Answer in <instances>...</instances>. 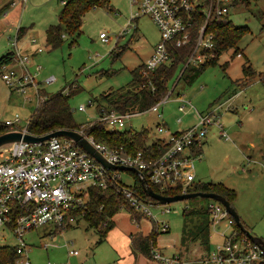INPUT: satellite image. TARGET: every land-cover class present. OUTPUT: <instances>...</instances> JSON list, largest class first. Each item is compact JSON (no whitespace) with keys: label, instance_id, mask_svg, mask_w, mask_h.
I'll list each match as a JSON object with an SVG mask.
<instances>
[{"label":"rangeland","instance_id":"1","mask_svg":"<svg viewBox=\"0 0 264 264\" xmlns=\"http://www.w3.org/2000/svg\"><path fill=\"white\" fill-rule=\"evenodd\" d=\"M10 1L0 0V9ZM108 2L112 9L94 7L86 12L79 32L74 35H69L62 27V44L55 49L45 45V31L49 25L58 24V13L63 6L61 0H28L19 10L8 7L5 10L7 19L0 14V55L14 52L12 41L18 23L26 29L19 37V48L28 49L30 54L33 38L42 46L41 52L29 56L26 65L36 87L28 86L25 92H15L0 77V123L18 118L14 127H6L8 131L26 127L38 103L36 88L42 96L43 92L50 94L63 89L66 93L77 86L68 103L75 123L80 126L78 130L97 122L96 106H106L102 94L121 87L132 89L130 71L151 56L160 34L147 16L134 22L135 31L129 27L133 10L129 0ZM236 2L238 6H231L227 16L235 26L249 28L237 44L238 53L234 54V48L222 51L216 64L208 66L191 84L183 79L175 84V78L172 79L167 96L157 108L126 117L122 130H146L147 141H151L188 128L196 122L199 112L227 100L231 105L221 111L220 118L225 135L220 136L214 126L208 127L202 153L195 163L196 181L221 182L233 189L236 197L232 205L237 214L246 228L264 241V0ZM100 34L106 36L107 42L100 39ZM8 66L16 68V60ZM247 66L251 67L253 75L244 80L243 67ZM51 77L53 80L48 81ZM180 100L191 104L183 112L177 110ZM81 105L86 106L84 110H78ZM158 123L166 124L161 132L156 130ZM8 148L9 144L0 149V159L6 156ZM120 180L131 184L132 176L121 172ZM206 204L204 198L158 204L151 207L153 219L140 218L138 221L132 220L122 208L113 217L114 227L101 244L97 243L96 231L82 218L51 234H48L47 225L39 227L25 233L23 239L28 245L31 264H152L153 259L134 255L126 240L130 233L150 234L153 220L157 251L164 256L176 255L183 264H200L222 243L220 232L231 230L224 222L210 224L208 242L203 243L199 238L185 240L183 226L192 232L203 217L184 218L182 210L185 206L198 208ZM164 209L168 211L161 213ZM163 225L168 231H163ZM15 241L11 233L0 232V246L13 245ZM68 250H76L78 254L68 256Z\"/></svg>","mask_w":264,"mask_h":264},{"label":"built area","instance_id":"2","mask_svg":"<svg viewBox=\"0 0 264 264\" xmlns=\"http://www.w3.org/2000/svg\"><path fill=\"white\" fill-rule=\"evenodd\" d=\"M27 1L11 0L9 9L21 8ZM66 1L61 0L62 4ZM206 1L129 0L133 9L130 13L129 27L135 31L137 27L133 25L134 22L141 16H147L160 34V40L154 46L151 56L143 63V72L144 70L153 71L159 65L170 62L168 45L181 48L190 44V27L194 14L197 13L203 16L204 21L196 31L194 45L185 61L184 68L203 63L213 56V53L208 52L215 46L214 34L206 29L208 20L213 15L221 17L228 15L232 0H210L209 4ZM6 14L7 11L2 15ZM18 27L16 25V34L12 41L14 52L11 61L16 60V68H10L8 64L0 65V77L9 88H12V91L25 92L26 87H36V83L26 68L31 54L24 53L18 45ZM100 39L107 42L104 34H100ZM30 43L36 46L37 52L42 51V46L37 44L34 38ZM52 80V77L48 79V81ZM38 91L36 88L37 105L42 100ZM91 103L89 101L88 104ZM157 104L150 109L155 110ZM190 105L189 101L180 100L177 110L183 112ZM230 105L227 100L217 103L212 109L199 112L196 122L188 128L156 137L163 139L166 147L155 158H145L142 151L130 154L123 152L122 149L110 148L86 134L82 130L84 126L77 131L81 132L108 162L142 172L151 188H157L158 191L153 189L156 193L172 196L167 195L166 192L176 189L179 190L178 194H184L188 193V188L196 182L194 170L199 155L194 154L192 149L202 147L203 138L210 126L216 127L220 136L225 135L220 120L221 111L229 109ZM85 107L81 105L78 110H84ZM131 115L101 107L97 122L101 123L106 131H122L125 125L124 119ZM15 122H18L17 117L13 122L6 121L1 124L14 127ZM164 128V123L156 125V130L159 132ZM20 130L27 132L26 127ZM121 172L130 171L105 168L65 137H53L39 143H14L12 148L6 151V156L0 159V232L11 233L16 241L13 245L6 244L14 248L13 259L1 264H31L28 245L23 239L24 234L45 225L49 227L48 234H51L56 229L62 230L75 222L79 217L77 214L73 215V212L85 207L88 201V188L92 186L104 189L109 184L121 182L123 186L119 191L127 203L135 211L153 219L151 207L158 204L136 195L131 190L133 177L131 184H125L120 180ZM206 210L210 224L224 222L231 230L220 232L223 238L222 243L211 250L199 262L200 264H261L264 262V249L251 242L246 236H239L234 227V220L220 202L207 199ZM166 211L168 210H161V213ZM162 229L167 231L168 227L163 225ZM67 254L76 256L78 252L68 250ZM151 259L156 264H183L178 256H164L155 248L152 250Z\"/></svg>","mask_w":264,"mask_h":264},{"label":"trees","instance_id":"3","mask_svg":"<svg viewBox=\"0 0 264 264\" xmlns=\"http://www.w3.org/2000/svg\"><path fill=\"white\" fill-rule=\"evenodd\" d=\"M236 1L232 0L231 6H238ZM8 7L9 5L7 4L1 8L0 14H3ZM94 7H109V9H112L109 6L108 0H67L58 13V24L49 25L45 31V45L49 49H55L62 44V27L71 36L79 32L83 16ZM203 21L204 18L200 13L194 14V19L190 27L191 42L189 45L181 48L168 45L171 57L169 63L161 64L155 70L147 72L145 70L143 72L144 64H140L130 71L131 81L129 86H132V89L121 87L114 92L108 91L102 94L101 98L106 102L104 109L116 110L122 114H134L147 111L167 96L169 91L168 84L172 79L175 78V84L181 79L187 84H191L208 66L216 64L217 58L222 51L228 48H234V54L238 53L237 44L241 37L249 32V28L247 26H235L227 15L223 17L213 15L208 20L206 28L214 34L215 46L208 51L213 53V56L203 63L189 65L184 68L185 61L194 45L196 31ZM25 30L24 27H18V38L24 34ZM12 58V51L0 55V65L9 64ZM252 75L253 71L251 72L250 66L243 67L244 80L252 78ZM260 78L263 79V77ZM76 91L77 86L66 93L64 89L50 94L43 92L41 102H39L29 117L26 125L27 132L40 136L58 129L78 130L80 126L75 123L72 109L68 103L69 97ZM96 107L98 114H100L101 106L97 105ZM82 130L86 134L91 135L95 141L103 143L110 148L122 149L123 152L130 154L142 151L145 154V158L157 157L166 147L163 139L155 138L147 141L149 135L146 130L136 131L134 129H124L122 131L110 132L106 131L99 122L87 124ZM6 131H8L6 126L0 123V134ZM192 152L200 155L202 153V147H194ZM128 173L134 179L131 190L141 198L157 203L145 195L137 176L132 172ZM122 186L121 182H117L115 184H109L104 189L94 186L89 187L87 192L88 201L85 207L73 212V215L77 214L79 218L84 219L89 227L96 231L99 236L97 240L98 244L106 240L109 231L115 224L113 217L122 207L131 214V219L134 221H138L140 218H150L135 211L127 203L123 194L119 191ZM153 189L158 191L156 187H153ZM187 191L216 193L226 198L231 204L236 197L233 189L226 187L221 182L213 181H196L191 184ZM166 193L167 195H176L179 193V190L174 189ZM182 214L184 218L192 215L203 217L196 229L192 232L190 230L187 231L185 225L183 226V235L187 237L185 240L199 238L203 243L208 242L210 222L207 218L206 206H200L198 208L195 206L185 207L182 210ZM152 224V231L148 235H144L141 232L130 233L128 235L129 244L134 255H143L151 259L157 236V231H155L156 226L154 227L153 220ZM234 227L238 231L239 236H245L235 224ZM185 240L182 239V242ZM13 257L14 248L12 246H0V264L12 260ZM261 264H264V262Z\"/></svg>","mask_w":264,"mask_h":264},{"label":"water","instance_id":"4","mask_svg":"<svg viewBox=\"0 0 264 264\" xmlns=\"http://www.w3.org/2000/svg\"><path fill=\"white\" fill-rule=\"evenodd\" d=\"M53 137H65L73 141L78 147L87 152L90 156L95 158L98 162H100L105 168L119 171H130L137 176L139 183L141 184L145 195L157 202V204L165 205L172 202L187 200L193 198H204V199H213L220 202L232 219L235 222L237 228H239L243 234L254 244L258 245L260 248L264 249V241L253 235L242 223L241 218L237 214L233 205L223 196L212 193V192H188L184 194H176L172 196L160 195L153 191L151 186L146 182V179L142 172L135 168L117 166L110 162H108L105 157L90 144L87 138L77 130H65L58 129L52 132H48L46 134L36 136L32 135L28 132H23L22 130H11L0 134V149L9 144L8 150H10L14 143L24 142V143H39L46 140H49Z\"/></svg>","mask_w":264,"mask_h":264},{"label":"crops","instance_id":"5","mask_svg":"<svg viewBox=\"0 0 264 264\" xmlns=\"http://www.w3.org/2000/svg\"><path fill=\"white\" fill-rule=\"evenodd\" d=\"M10 3V2H9ZM9 3H8V5H9ZM6 6V5H5ZM10 13V12H9ZM3 16V15H2ZM4 17V20L5 19H7V17H6V15H4L3 16ZM17 22L18 21H16L15 20V22H14V24H17ZM18 26H19V23L17 24ZM16 26V25H15ZM25 32H26V30H25ZM33 46V48H29L30 50H29V53L31 54V55H36L38 52L36 51V46L35 45H32ZM23 52H26V53H28V49H26V50H23V48L21 49ZM164 125L166 126V124L164 123ZM161 137V136H160ZM194 175H195V181L197 180L196 179V174H195V170H194ZM241 218V217H240ZM241 221H242V219H241ZM242 223H243V225L245 226V224H244V222L242 221ZM246 227V226H245ZM126 242H127V244H129V238H128V240H126ZM160 252V251H159ZM152 264H156V262H152Z\"/></svg>","mask_w":264,"mask_h":264}]
</instances>
